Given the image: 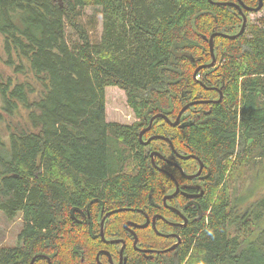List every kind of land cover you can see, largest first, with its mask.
Masks as SVG:
<instances>
[{
	"label": "trees",
	"instance_id": "1",
	"mask_svg": "<svg viewBox=\"0 0 264 264\" xmlns=\"http://www.w3.org/2000/svg\"><path fill=\"white\" fill-rule=\"evenodd\" d=\"M87 6L102 14L98 43L90 42L76 19ZM65 21L80 42L67 41ZM241 23L232 5L209 0H0L4 63L33 79L0 80V121L20 108L27 120L11 128L8 142L0 141V210L24 220L18 245L0 247V264H28L31 234L34 253H47L51 264H73L71 255L85 234L60 223L57 211L67 210L81 192L164 213L156 203L170 180L151 164L148 149L172 153L163 139L152 140L149 148L138 136L153 115L173 120L188 101L215 94L201 83L222 86V100L187 109L193 115L182 117L181 127L156 118L142 138L170 137L175 148L191 149L210 166L211 179L197 199L201 214L174 229L181 237L175 249L145 260L129 246L125 264H264V192L250 201L251 189L230 191L224 180L232 175L234 181L236 173L264 160V13L236 38L215 36L214 66L193 75L211 62L210 34H236ZM107 86L125 91L138 118L134 123L106 121ZM122 160L131 173L119 170ZM167 226L157 222L158 230ZM112 228L124 232L121 222ZM136 231L142 246L165 249L173 241L151 227ZM43 237L46 248L39 243Z\"/></svg>",
	"mask_w": 264,
	"mask_h": 264
},
{
	"label": "flooded vegetation",
	"instance_id": "2",
	"mask_svg": "<svg viewBox=\"0 0 264 264\" xmlns=\"http://www.w3.org/2000/svg\"><path fill=\"white\" fill-rule=\"evenodd\" d=\"M235 1L236 0H234V2ZM257 4H258V0H257ZM255 6H248V7H255ZM232 7L239 12V9L236 6L232 5ZM249 12L264 13V0L262 6L257 11H250L242 8V13L246 16V18ZM213 49H214V45H213ZM215 62H216V58H215ZM201 85L206 90L214 91L216 95L208 94L203 99H199V97H197L185 103L186 105L193 101L208 100L205 102H198L188 105L186 109L183 112H181L180 116L178 117L180 111L179 110L176 117L173 120H171L172 122H174L178 117L177 124L175 126L171 125L172 127H176V126L181 127L180 122L182 117L193 115L192 113L187 112L186 111L187 109L188 110L193 109V107L197 106L198 104H207V103L216 102L222 98V90L220 86L218 85L205 86L203 84ZM197 116L198 115H196V117ZM157 118H161V117H157ZM137 119L138 118H136V120ZM154 135H160V134L151 133L147 135L144 139H142V141ZM160 136H163L164 138H153L147 144H143L141 140L140 142L143 145H146L147 147L150 148L149 144L152 140L163 139L167 143L172 153V155H168V153L167 155H163L160 151L156 149H148V155L151 164L158 171H161L165 175H167L168 179L170 180V183H168V186L170 188L169 191L161 196L160 203H156V206L159 210H162L161 207L164 209V213L159 212L157 210H153L150 205L147 206L134 205L133 207L118 205V204L113 205L109 199L104 198L106 197L104 194H99L95 192H81L76 194L75 203H70L67 210L65 209L62 211H57L60 223L61 222L65 223V225H68L71 228L78 227L82 229L83 234H85L84 242L76 243L75 252L77 253V255H71V260L73 261V264H125L128 261V255L130 253L129 246H131L132 249H134L138 253V256L142 255L144 257L143 259L148 260V258H152V255L164 253L162 251L171 247L172 245H175L173 248L175 249L176 246L181 242V237L179 235V232L174 229L185 227L187 224H189V222H193L194 220L199 218L201 213H200V208L197 205V199L199 196L204 194L205 183L209 179H211L212 170L210 166L205 164L203 160L198 155H196L191 149L186 151L182 148H175L173 143H172L173 147H171L169 144V141L172 142L171 138L164 135H160ZM151 153L153 154V156H151ZM155 153H157L158 155H156ZM156 159H160L161 160L160 163H156ZM179 160L183 162L179 163ZM119 168L121 172H130V173L132 172V167L129 168L127 166V160H122L121 166H119ZM192 209L193 211L194 209H196V212H193ZM129 211L131 214H129ZM136 212L138 214H141L143 216V219H141L140 215L136 214ZM65 214H67V217L65 216ZM147 217L149 220L146 226L137 227L136 225H133V224H138V225L145 224L147 221ZM19 219L22 221V223L19 229L18 239L16 241V244L12 246L0 245V247H16L18 245V242L22 238V229L24 227L23 216L19 215ZM158 221H162L166 225H168L167 227H169V230L167 231L158 230L157 228ZM118 222H121V225L124 229L122 235H117V233H114L112 228L114 226H118ZM146 227H151L158 236L165 238H169V237L172 238L173 239L172 243L165 249L162 248L156 249V248L148 247V245H143V246L140 245L136 230L144 229ZM101 232L103 235H101ZM134 234L136 236L135 246L133 245L135 241ZM90 237L94 239H90ZM96 237L98 239H96ZM29 238L31 241V246H32L31 248L33 254L28 264H51L52 259L47 253L45 252L34 253L33 250L34 237L31 234ZM39 243L42 245L43 248H46L48 240L43 237L42 241ZM95 246H97L98 248L94 252ZM139 249H144L149 251L144 252V251H140ZM86 253L89 254L88 257L85 256Z\"/></svg>",
	"mask_w": 264,
	"mask_h": 264
},
{
	"label": "rangeland",
	"instance_id": "3",
	"mask_svg": "<svg viewBox=\"0 0 264 264\" xmlns=\"http://www.w3.org/2000/svg\"><path fill=\"white\" fill-rule=\"evenodd\" d=\"M262 14L263 12H249L247 14V22H255V20ZM76 19L77 22L85 28V31H87L91 43L100 42L102 34V14L99 7H84L80 10ZM64 27L67 41L70 44L80 42L78 33L66 21ZM5 58L4 53L0 51V80L12 76L16 80L28 79L30 82H33V79L28 72L24 74H15L12 71V67H9L4 63ZM104 97L106 121L117 122L122 125H130L135 122L137 117L128 106L127 96L123 89H120L117 86H107L105 88ZM1 105L2 103L0 100V114L2 113ZM26 121V112L22 108H20L13 116L3 114V118H1L0 121V141L8 142V132L11 128L13 126L17 127L18 122ZM257 163L258 164L251 165V167L244 173H236V179L234 181H231L232 178H229L232 177V175L225 177L224 180H227L229 186L228 189L230 191L235 189L237 193L243 192L244 189H248L249 191L251 189L253 195L250 198V201H254L258 198L261 193L264 192V160ZM242 169L243 168H241V170ZM241 207L244 209L245 205H242ZM21 223L22 221L19 219V215L15 218H8L0 211L1 246H12L16 244ZM259 228H264V216L259 222ZM231 232L234 233L235 229L233 228Z\"/></svg>",
	"mask_w": 264,
	"mask_h": 264
},
{
	"label": "water",
	"instance_id": "4",
	"mask_svg": "<svg viewBox=\"0 0 264 264\" xmlns=\"http://www.w3.org/2000/svg\"><path fill=\"white\" fill-rule=\"evenodd\" d=\"M209 1H210L211 3H215V4H218V5L229 4V5L236 6V7L239 9V12L241 13V16H242V23H241V27H240L239 31H238L236 34H234V35H228V34H226V33H220V32H213V33L210 34V36H209V38H208V44H209V52H210V56H211L212 60H211V62L208 63V64H204V65H200V66H198V67L194 70L193 75H195V73H196L200 68H203V67H211V66H213V64L215 63V55H214V49H213V39H214L215 36L220 35V36H223V37L235 38V37L241 35V34L244 32V30H245V26H246L247 18H246V16L242 13V8H244V9H246V10H250V11H257V10L260 9V7H261L262 4H263V0H258V4H257L255 7H248V6L244 5L243 2H242L241 0H236L235 2H234V1H229V2H213L212 0H209ZM240 5H241V7H240ZM201 84H202V83H201ZM205 101H208V100H205ZM205 101H193V102H190V103L184 105V106L180 109L179 114H178V117L180 116L181 112H183V111L186 109V107H187L188 105L193 104V103H198V102H205ZM157 117H161V118H163L167 123H169V124H171V125H173V126H175V125L177 124V121H178V117L176 118V120H175L174 122H172V121H171V120H170L165 114H162V113H157V114L153 115V117H151V119H150L149 125L139 133V139H140L141 141H142V135L144 134V132H145L146 130H149V129H150L153 120L156 119ZM153 138H164V137H163V136H160V135H154V136L149 137L146 141H142V143L147 144V143H148L151 139H153ZM169 144H170L171 147H173L171 141H169ZM155 154L158 155L157 153H155ZM151 156H153L152 153H151ZM185 158H186V157H185ZM148 220H149V219H148V217H147V221H146L145 224H143V225L133 224V225H136L137 227H144V226H146V225L148 224ZM153 221H154V219H153ZM131 224H132V223H131ZM101 235H103L102 232H101ZM134 237H135V241H134V244H133V245L135 246V243H136V236H135V234H134ZM174 246H175V245H172L171 247H169V248L163 250L162 252H165V251L171 250V249L174 248ZM139 250H140V251H144V252L149 251V250H144V249H139Z\"/></svg>",
	"mask_w": 264,
	"mask_h": 264
},
{
	"label": "bare ground",
	"instance_id": "5",
	"mask_svg": "<svg viewBox=\"0 0 264 264\" xmlns=\"http://www.w3.org/2000/svg\"><path fill=\"white\" fill-rule=\"evenodd\" d=\"M221 6H222V5H221ZM214 55H215V53H214ZM215 58H216V57H215ZM211 60H212V59H211ZM207 64H208V63H207ZM203 68H209V67H203ZM197 72H198V71H197ZM197 72H196V73H197ZM196 73H195V75H196ZM195 75H194V76H195ZM188 86H189V85H187V87H188ZM191 87H192V85H191ZM221 87H222V86H221ZM187 89H188V88H187ZM222 89H223V88H222ZM190 91H191V90H190ZM191 92H192V91H191ZM220 98H221V97H220ZM221 100H222V99H221ZM219 101H220V100H219ZM251 106H252V105H251ZM170 125H171V124H170ZM171 143H172V142H171ZM143 144H145V143H143Z\"/></svg>",
	"mask_w": 264,
	"mask_h": 264
}]
</instances>
